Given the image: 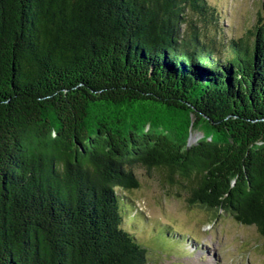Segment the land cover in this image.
Instances as JSON below:
<instances>
[{
    "label": "trees",
    "instance_id": "obj_1",
    "mask_svg": "<svg viewBox=\"0 0 264 264\" xmlns=\"http://www.w3.org/2000/svg\"><path fill=\"white\" fill-rule=\"evenodd\" d=\"M218 21L209 0H0V264H149L138 166L264 238V16L252 41Z\"/></svg>",
    "mask_w": 264,
    "mask_h": 264
},
{
    "label": "rangeland",
    "instance_id": "obj_2",
    "mask_svg": "<svg viewBox=\"0 0 264 264\" xmlns=\"http://www.w3.org/2000/svg\"><path fill=\"white\" fill-rule=\"evenodd\" d=\"M209 1L219 13L224 40L252 41L251 32L264 16L263 0ZM135 172L140 187L124 194L134 200L125 226L149 250V264H264V238L255 225L226 213L213 219L203 207L189 205L186 191L164 183L157 170L138 166Z\"/></svg>",
    "mask_w": 264,
    "mask_h": 264
},
{
    "label": "water",
    "instance_id": "obj_3",
    "mask_svg": "<svg viewBox=\"0 0 264 264\" xmlns=\"http://www.w3.org/2000/svg\"><path fill=\"white\" fill-rule=\"evenodd\" d=\"M200 136V134L199 133H193L192 135H191V137H190V141H192V140H195L197 137H199ZM194 138V139H193Z\"/></svg>",
    "mask_w": 264,
    "mask_h": 264
},
{
    "label": "bare ground",
    "instance_id": "obj_4",
    "mask_svg": "<svg viewBox=\"0 0 264 264\" xmlns=\"http://www.w3.org/2000/svg\"><path fill=\"white\" fill-rule=\"evenodd\" d=\"M190 264H198L195 260H191Z\"/></svg>",
    "mask_w": 264,
    "mask_h": 264
}]
</instances>
